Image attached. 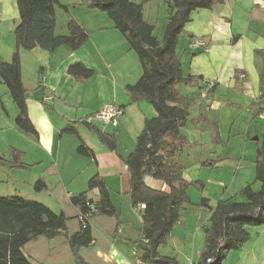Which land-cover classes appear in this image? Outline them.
Wrapping results in <instances>:
<instances>
[{"label":"crops","instance_id":"obj_1","mask_svg":"<svg viewBox=\"0 0 264 264\" xmlns=\"http://www.w3.org/2000/svg\"><path fill=\"white\" fill-rule=\"evenodd\" d=\"M58 1L67 11L56 7V33H67L66 24L69 19L64 20L60 31L57 29V17L65 12L86 32L87 40L75 51L65 46L54 51L39 48L20 50L26 110L37 136L16 128L14 120L18 109L14 103L15 107H11L12 118H9L2 97L7 101L11 97L0 79V140L5 132L11 133L9 131L13 130L17 132L20 143L14 142L16 145L11 146L0 144V197H21L35 201L66 218L65 230L59 236L53 239L38 236L22 247L23 254L32 264H78L65 237L80 231L77 221L79 209L70 199L83 195L91 201L92 206L98 205V190L87 188L88 181L97 175L108 190L115 215L107 217L93 214L97 223L92 226L89 222L92 243L88 247L79 248V251H85L86 254L90 251L92 253L87 254V260L82 259L88 264H135L140 253L132 242L142 238L140 229L143 208L134 210L131 207L129 176L124 161L134 151L145 120L154 118L156 113L145 100L132 102L126 91L128 86L138 82L143 70L136 53L129 48L112 21L104 13L89 10L85 0ZM129 1L141 5L144 21L152 25L154 31L158 30L160 36H156L154 31L153 36L160 39L174 12L171 8L172 0ZM84 9L88 12L84 13ZM81 14L87 16L82 19ZM0 15V59L10 63L15 51L13 31L19 22L16 0H0ZM5 24L6 32H2ZM194 37L206 40L205 50L190 51V39ZM176 54L184 77H202V80L191 86L179 87V92L191 100L189 119L196 121L195 124L189 122L182 130L191 143V146L182 150L185 153L184 159L193 161L194 157H198L196 152H205V147L216 158L221 156L220 160L232 154L238 157L239 161L235 165L225 160L222 161L221 169L214 170L201 167L200 163L205 161L202 158L197 168L200 172L207 169L209 173L218 176L220 180L215 181V186L218 191H224V198L243 202V197L236 196V193L254 182L256 143L264 139V120L256 118L259 106L252 111L248 109L253 99L259 93H264V85L260 82L264 66V0H223L210 9L191 12L190 22L178 37ZM73 64H81L91 70L93 75L87 79L74 78L68 74ZM237 71L244 72L245 76H238L236 84L234 75ZM223 73L225 81L221 82ZM205 80L216 84L207 102L205 100L206 103L199 98V88ZM205 104L206 109L203 111L202 106ZM110 105L121 107L124 111L116 127L98 120L86 124L88 117ZM209 107L215 108V112L210 111ZM213 117L214 122L211 120ZM2 119L6 123H2ZM213 124L217 125L221 141L214 150L211 149ZM222 125H226L225 130ZM210 126L213 130L212 138ZM67 127H73L76 134L65 132ZM95 130L112 134L116 140V151H109L100 143ZM240 134L231 146H223L232 135ZM199 135H207L208 138L202 142ZM247 137H251L255 144L247 142ZM255 137L259 139L254 141ZM81 143L93 152V158L77 153ZM12 151L22 153L20 163L24 169L12 167ZM5 170L8 172L6 177L3 176ZM18 173L27 176L19 178L16 175ZM10 174L13 178L9 180ZM183 177L190 181L189 177ZM38 181L44 184L40 192L34 190ZM144 182L153 189L168 191L161 181L145 177ZM207 183L213 186V183ZM4 185L11 194H3ZM194 187L188 190L191 204L185 205L193 212L195 210L191 207L201 209L199 201H194L189 195L192 189H196ZM206 195L208 198V192ZM185 214L187 211L183 209L179 221ZM189 220L191 225L192 218L187 220L185 227ZM179 221L164 244L158 248V253L175 259L178 264L195 263L204 249V244L199 246L198 243L197 246L200 234L196 226L199 220L194 222L189 233L186 228L178 226ZM260 228L246 227L248 240L238 250L232 251L236 252L232 253L236 254L233 256L243 259L244 264H264V238H261L260 232L263 230Z\"/></svg>","mask_w":264,"mask_h":264},{"label":"trees","instance_id":"obj_2","mask_svg":"<svg viewBox=\"0 0 264 264\" xmlns=\"http://www.w3.org/2000/svg\"><path fill=\"white\" fill-rule=\"evenodd\" d=\"M85 1L89 10L104 13L112 21L129 48L136 53L143 74L126 91L132 102L145 100L156 113L154 118L145 120L134 151L124 161L129 176L131 207L137 210L144 206L141 211L142 238L132 242V245L138 249L139 258L147 264H177L173 258L160 256L158 248L178 223L183 206L191 204L188 196L190 187L198 186L202 189L203 184L184 179L183 166L177 161L181 151L191 146L182 130L189 122L196 123L189 119L188 107L191 100L179 92V87L191 86L202 80V77L183 76L176 47L180 33L190 22L191 12L210 9L223 0H172L171 8L174 12L160 39L153 36L154 27L144 21L141 5L129 0ZM58 6L67 11L66 7L60 6L58 0H16L19 22L13 31L15 51L10 63L0 59V79L18 109L14 124L20 131L33 136H37V132L27 115L25 90L21 81L20 50L39 48L54 51L65 46L75 51L87 40L86 32L73 19L66 24V34L56 33L55 9ZM68 74L77 79H87L93 72L81 64H73L69 67ZM240 75L245 76V73L237 71L234 75L236 84ZM260 82L264 85V66ZM215 86L214 84L212 89ZM212 126V143L217 146L221 143L218 128L216 124ZM64 131L76 134L73 127H67ZM94 132L99 142L109 151H116V140L112 134L97 130ZM76 151L79 155L93 158V152L82 143ZM255 153L254 183L258 184V188L247 185L240 189L236 196L243 197V202L218 200L214 207H210L207 199H200L199 206L208 210L210 215L204 229V249L195 264H222L229 251L238 250L248 240L246 227L264 225V139L256 143ZM21 158L22 153L12 151L13 168L24 169L20 163ZM220 162V159L205 160L200 166L214 170ZM145 177L161 181L168 191L147 186ZM87 188L98 190L97 214L114 216L115 209L102 179L97 175L93 176L88 181ZM42 189L44 184L38 181L34 190L40 192ZM70 201L78 207L79 213L90 212L88 206L91 201L86 200L83 195L72 197ZM0 226V264H32L23 254L22 247L38 236L46 239L59 236L65 230L66 218L35 201L21 197H0ZM10 228L11 231H8ZM65 237L78 264H88L78 256V252L79 248L88 247L92 243L90 227ZM208 259H212V262L207 263Z\"/></svg>","mask_w":264,"mask_h":264},{"label":"rangeland","instance_id":"obj_3","mask_svg":"<svg viewBox=\"0 0 264 264\" xmlns=\"http://www.w3.org/2000/svg\"><path fill=\"white\" fill-rule=\"evenodd\" d=\"M61 2H67L68 0H60ZM82 11H84V13H87L88 11L87 10H82ZM1 16V15H0ZM87 16V14H81V16H80V18L82 17V19H83V17L85 18ZM65 19H67V21H68V19L70 20V17L67 15V13L65 14V12L63 13H61V14H59L58 15V17H57V29H58V31H60V29H61V27H62V24L64 23V20ZM6 24L2 27V32L4 31V32H6ZM155 33V35L156 36H160V34L158 33V30L156 29V31H154ZM205 40V39H204ZM205 42H206V40H205ZM190 51H191V48H190ZM184 66H186V64H184ZM225 81V73H223L222 74V76H221V82H224ZM216 85V84H215ZM199 98H200V101H203L204 100V102H205V100H206V102H207V100H208V98H209V96H210V94L212 93V91H213V89L211 90V91H209V92H207V94L205 95V97H202V94L203 93H205V87L204 86H201L200 88H199ZM2 96V95H1ZM192 99V98H191ZM9 101V102H8ZM6 100V99H3V97H2V102H3V104L5 105V108L7 109V111H8V113H9V118H12V108H14L15 106H14V104H13V102H12V100L9 98V100ZM263 101H264V93H259L254 99H253V102H252V104L248 107V109L250 110V111H252V109L253 108H255V107H258L260 104V102L261 103H263ZM205 102V103H206ZM12 107V108H11ZM210 108V107H209ZM202 109H203V111H205V109H206V104H205V106H202ZM215 108H210V111H212V112H215ZM207 112H208V110H207ZM201 117V116H200ZM202 118V117H201ZM256 118H257V116H256ZM6 119V118H5ZM198 120H200V119H198ZM212 122H214L215 121V118L213 117L212 119ZM250 122H251V119H250ZM2 123H6V121L4 120V119H2ZM13 123V122H12ZM224 126H226V125H222V128H223V130H225V128H224ZM210 130H211V138H212V136H213V130H212V127L210 126ZM13 131V130H12ZM12 131H9V132H11V133H8V132H5L4 134H3V139H1L0 140V144L2 145V146H6V145H13V144H15L14 142H16V144H20L19 143V141H18V137L16 136L17 135V132H12ZM202 133H200V135H201ZM199 135V136H200ZM239 136H241V134L240 135H232L231 137H230V140L228 141V142H225L224 144H223V146L225 147V146H231L232 145V143H235V139H237V137H239ZM185 138H187V136H185ZM207 138H208V136L207 135H205V136H200V138H199V140L200 141H206L207 140ZM246 139V141L247 142H251L252 144H255V142L253 143V141H252V138L251 137H247V138H245ZM258 139H259V137H258ZM15 144V145H16ZM204 149H206V151L205 152H201L200 150L199 151H197L196 152V154H198V157H194V160L193 161H190V163L191 164H187V163H189V161H186V159H184L185 158V153L183 152L182 153V151H181V153L177 156V161L183 166V175H185V178L186 177H189V179H190V181L191 182H200V183H204L203 184V187H202V189H200L198 186H195L194 188H196V189H192L191 191H190V197H191V199H193L194 201H199L200 202V199L201 198H205V199H207L208 200V205L210 206V207H214L215 206V204H216V202L218 201V200H223V201H234V199L233 198H224V196H223V190L222 189H220L219 191H218V189L216 188V186H215V181H218V180H220V179H218L217 177L218 176H215L214 174L215 173H213V174H211V173H209V170H207V169H202L201 170V172L199 171V169L197 168V165H199V163L201 162V159L203 158L204 160H216V159H220V157L221 156H219V157H217L216 158V156L215 155H212V154H210V153H208V152H210L211 150L210 149H208L207 147H205ZM211 149H216V147L215 146H213V145H211ZM220 150V149H219ZM214 152H216V151H214ZM222 158V157H221ZM202 159V160H203ZM188 160V159H187ZM227 161V160H229L232 164H236V163H238V157H236L235 155H231V156H229V158H223L222 160H221V163H219L218 165H217V169H221L223 166V164H222V161ZM236 167V166H235ZM204 171V172H203ZM7 171L5 170L4 171V177H6L7 176ZM211 174V175H210ZM16 175H18V177L19 178H23L24 176H27V175H23V174H20V173H18V174H16ZM8 178H9V180L10 179H12L13 177H12V175L10 174L9 176H8ZM23 180V179H22ZM207 182H209V183H213V186H210ZM17 185H19V186H21V183H18ZM249 185H252L253 186V188H255V189H257L258 188V184L257 183H251V184H249ZM215 186V187H214ZM6 185H4L3 186V194L5 195V194H7V192H9V194H11L10 193V191L9 190H6ZM207 192H208V198H207ZM202 196V197H201ZM198 206H199V204H198ZM185 207V208H184ZM88 208H89V210H90V213H97V205L96 206H92V205H89L88 206ZM138 209H140V208H138ZM183 209H185V211H187V215L185 214V217H183V215H182V217L183 218H181V220L179 221V224H178V226H181V227H184V228H186V231H187V233H189L190 231H191V227H194V222H197V220H199V223L197 224V226H196V228H197V230H198V232H199V242H197V246H198V243H199V246L201 245L202 246V244H204V229L207 227V225H208V219H209V215H210V213H209V211L208 210H206L205 208H201V209H199V210H197L195 207L193 208V207H191V209H194L195 211L193 212V211H190L189 210V208H187L186 206H183ZM93 216V214H91V217ZM90 217V219H89V222H90V224L92 225V226H94V224H96L97 223V219L93 216L92 218ZM190 218H192L193 219V221H192V223H191V225H190V221L191 220H189V224L187 225V227H185V225H186V222H187V220L188 219H190ZM261 228L260 229H262L263 231L262 232H260V233H262V237L261 238H264V225H262V226H260ZM0 228H2L1 226H0ZM8 231H11V228H10V230L9 229H7ZM0 232H2V230L0 229ZM13 232V231H12ZM198 241V240H197ZM164 247V246H163ZM161 249H163V248H161ZM164 249H167V248H164ZM88 251V250H87ZM92 253V251H90L89 253H87V254H91ZM232 253H236V252H232V251H229L228 252V257H226L225 258V260H224V263L223 264H244V261H243V259H238V257L236 258V256H233V255H236V254H232ZM86 254V252L85 251H79L78 252V256H80L81 258L83 257V258H87V255ZM87 260V259H86ZM195 263H197V262H195ZM195 263H191V264H195ZM75 264V263H74ZM178 264V263H177Z\"/></svg>","mask_w":264,"mask_h":264},{"label":"built area","instance_id":"obj_4","mask_svg":"<svg viewBox=\"0 0 264 264\" xmlns=\"http://www.w3.org/2000/svg\"><path fill=\"white\" fill-rule=\"evenodd\" d=\"M189 46L192 51L205 50L207 47V44L203 38L194 37L190 39ZM214 84L215 83L210 80L204 81L203 86L205 87V93L202 94V97H205L207 92H209L213 88ZM259 104L260 105H259V111L257 114V118L259 120H264V101L263 103L260 102ZM123 115H124V111L121 107H118L116 105H110L106 107L105 109H103L102 111H99L98 113L94 114L93 116L88 117L85 122L87 124H90L92 121L98 120L105 125H111L112 127H116L118 125L120 118ZM140 207L144 208V206H140ZM90 217H91L90 212L87 214H81V213L78 214L77 221L79 223L80 229H85L89 226ZM211 262H212V259L207 260V263H211ZM135 264H147V263L143 262L140 258H138Z\"/></svg>","mask_w":264,"mask_h":264},{"label":"water","instance_id":"obj_5","mask_svg":"<svg viewBox=\"0 0 264 264\" xmlns=\"http://www.w3.org/2000/svg\"><path fill=\"white\" fill-rule=\"evenodd\" d=\"M257 140H258V138H257V137H255V138H254V141H257Z\"/></svg>","mask_w":264,"mask_h":264}]
</instances>
